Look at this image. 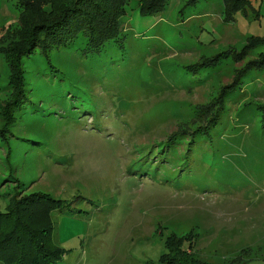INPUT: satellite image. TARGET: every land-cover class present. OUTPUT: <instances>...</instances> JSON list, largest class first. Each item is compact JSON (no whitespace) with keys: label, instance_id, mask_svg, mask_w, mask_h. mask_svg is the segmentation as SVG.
<instances>
[{"label":"rangeland","instance_id":"374dc122","mask_svg":"<svg viewBox=\"0 0 264 264\" xmlns=\"http://www.w3.org/2000/svg\"><path fill=\"white\" fill-rule=\"evenodd\" d=\"M186 1L142 15L129 0L123 45L83 56L80 36L51 50V63L24 61L31 97L8 126V145L0 142V213L16 191L63 200L49 214L64 251L58 264H163L171 233L193 236L191 252L209 264H264V67L241 78L224 111L199 112L264 53L261 43L241 61L200 64L264 36V0L230 22L222 0L182 14ZM19 14L16 0H0V134L13 91L1 47ZM217 112V130L200 137Z\"/></svg>","mask_w":264,"mask_h":264},{"label":"trees","instance_id":"16d2710c","mask_svg":"<svg viewBox=\"0 0 264 264\" xmlns=\"http://www.w3.org/2000/svg\"><path fill=\"white\" fill-rule=\"evenodd\" d=\"M197 1L189 0L187 5H193ZM223 2V19L228 22L234 20L233 13L237 9L249 5V0H223ZM128 3L129 0H16L20 11L19 28L15 29L7 45L1 47V52L11 68L10 83L13 87L11 99L1 111L4 119L7 120L1 128V143L8 145L7 138L10 131L8 126L17 122L19 119V116H16L17 110L19 113L25 109L24 105L31 97L25 88L24 61L37 60L36 62L51 63L49 54L51 50L72 47L79 42L80 36L85 39L86 47L75 48L83 56L90 54L89 52L92 55L99 54L107 45L110 47L123 45L126 34H122L119 18L127 14ZM168 3L169 0H139V11L142 15H158L167 9ZM186 7L192 6H184L181 11L184 12ZM261 43H264V36L252 35L248 37L247 43L240 51L231 47L214 57L204 58L200 64L216 65L224 57L231 56L241 61L247 51H251ZM263 67L264 53H261L259 57L247 61L242 68H239L233 81L225 84L217 98L212 100L209 106H202L199 112L208 115L209 110L214 112L210 108L217 105L224 111L229 94L240 87L241 78L250 70ZM261 112L264 121V106H261ZM221 117L222 114L217 112L216 119L213 120L212 115L209 114L204 128L199 125L198 135L211 137L213 130H217V126L220 125ZM16 192L10 197L12 207L7 206L8 210L0 213V261L4 264H58L64 251L53 240V224L49 214L52 210L61 207L64 201L43 193ZM39 210L45 212L43 218L47 217V222H38L39 220L35 218L34 215ZM194 243L193 236H176L171 233L167 239L168 253L163 256L162 263L209 264L197 259L191 252Z\"/></svg>","mask_w":264,"mask_h":264},{"label":"crops","instance_id":"0c3cea01","mask_svg":"<svg viewBox=\"0 0 264 264\" xmlns=\"http://www.w3.org/2000/svg\"><path fill=\"white\" fill-rule=\"evenodd\" d=\"M188 1H189V0H187V1L185 2L184 5H185V6H192V7H193V6H195L200 0H198V1H197L195 4H193V5H187V4H188ZM222 1H223V0H222ZM170 2H171V0H169L168 5L170 4ZM168 5H167V6H168ZM181 6H182V5H181ZM183 7H184V6H183ZM183 7H182V9H183ZM182 9H181V10H182ZM223 9H224V2H223ZM223 9H222V14H221L222 19H223ZM181 13L183 14V12H181ZM223 21H224V19H223ZM225 22H226V21H225Z\"/></svg>","mask_w":264,"mask_h":264}]
</instances>
